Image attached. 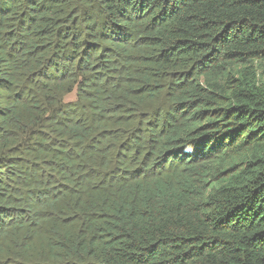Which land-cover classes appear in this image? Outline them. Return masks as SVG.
<instances>
[{
  "label": "trees",
  "instance_id": "16d2710c",
  "mask_svg": "<svg viewBox=\"0 0 264 264\" xmlns=\"http://www.w3.org/2000/svg\"><path fill=\"white\" fill-rule=\"evenodd\" d=\"M264 0H0V264H264Z\"/></svg>",
  "mask_w": 264,
  "mask_h": 264
},
{
  "label": "rangeland",
  "instance_id": "374dc122",
  "mask_svg": "<svg viewBox=\"0 0 264 264\" xmlns=\"http://www.w3.org/2000/svg\"><path fill=\"white\" fill-rule=\"evenodd\" d=\"M255 70L257 72V78L259 80V86L264 87V66H261L259 68L255 67Z\"/></svg>",
  "mask_w": 264,
  "mask_h": 264
}]
</instances>
